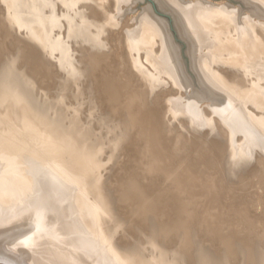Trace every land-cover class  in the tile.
Returning <instances> with one entry per match:
<instances>
[{
  "label": "rangeland",
  "instance_id": "1",
  "mask_svg": "<svg viewBox=\"0 0 264 264\" xmlns=\"http://www.w3.org/2000/svg\"><path fill=\"white\" fill-rule=\"evenodd\" d=\"M121 1L123 0H0V51L1 49V52L8 53L9 51L11 55L15 53L14 57L18 58V61L25 59L28 55H30V58L33 57L28 59V63L33 60L31 64L29 63L30 67L26 65L27 62L26 64L21 61L18 62L21 64L20 67L22 66L21 70L19 64L15 62L17 65L15 64L13 77L15 78L18 75L16 77L18 78L17 80L22 78L19 80L22 82L21 92L17 95V99L15 96L12 95L13 98H11L9 95V98L4 99L5 101L1 102L2 104L0 103V111H4V107L7 104L16 122L18 121V123L12 121L11 124L9 122L5 126L0 122V180L2 182H0V196L2 197H0V200L2 199L0 204H8L13 199L18 201L21 198H25L30 192L31 186H33L32 182H30V172L28 171L29 163H32V165H35L34 168L38 169L40 168L38 166H41L45 161L48 162L47 175L45 174L48 179L45 182L46 184H42V187L48 188L50 183L56 180L62 182L55 185L51 184L48 193L51 194V198L55 197L58 203L63 205L61 207L63 208V217L64 215L66 217H64L65 221L67 219L68 221H74L76 226L83 228V231L87 229L88 231L86 230L85 232L89 234L88 237L97 236L94 239L99 242L98 246L102 249H107L125 264H264V227L261 225L263 224L264 226V195L262 196L263 198H260L259 203H255L256 200L252 199L253 191L258 188L259 184V188H264V174L260 171L256 158H251L250 156L252 151L254 155L256 154L255 157L257 153L261 152L256 148L264 140V119H262L264 118V0H254L255 4L252 3L253 0L250 3L249 0H181L183 3L186 1V3H189V1L194 3L195 5L193 4V6L197 9L195 12L200 11V14L206 12L215 14V9L227 6L228 9L232 10V13L237 11L242 16L247 14L260 16V19L254 16L255 18L253 17L248 21L255 25H252L250 30H247L244 26L238 29L235 19L229 21V23H222L220 27H217V29L219 28L222 31L219 36L221 41H214L211 37V32L209 33L213 25L206 28L202 27L203 20L195 14L194 23L197 25L196 29L197 31L200 30L199 33L204 35V39L201 40L202 46L199 49V53L201 52L200 57H202L200 58L201 64L198 65L194 64L191 40L181 28V24L177 21L178 19L173 10L163 7L159 0H131L130 2L124 0L125 3ZM257 5L263 8L260 7L261 12L254 11ZM145 12L147 16H145ZM14 15L19 16L18 18L21 17L22 22L29 21L36 32L31 29L28 30L27 26L24 25L26 22H21L22 26L16 24ZM195 19H200L201 21L195 22ZM154 20L158 21L159 24ZM17 26L20 28H17ZM13 27H16V29H13ZM47 29L51 35L46 38L43 37V34L47 32ZM254 30L256 31L254 32ZM30 31L33 33L31 34ZM255 33L259 35H254ZM37 34L38 38H44L43 41L47 43L43 48L45 51L43 49H40V51L36 50L37 48L35 49L32 45H29V42L35 45ZM18 36L28 38L27 42L17 40ZM124 38L126 43H124L125 45L123 44L124 50L121 53L119 50L122 46L121 40ZM139 40V45L136 47L135 41ZM46 41H49V43ZM52 44L56 46V49ZM26 46H29V51L34 48V52L36 51L34 56L32 54L26 55L28 52ZM18 49L20 52L17 51ZM107 50L109 52H106ZM169 50H171L175 65L178 61L177 65H179L180 71L169 60ZM40 52L42 54H38ZM106 53L107 55H105ZM100 54L105 57L101 59ZM2 55H0V64L5 58V55ZM258 55L259 57L257 58ZM20 56L23 57L21 58ZM60 57L63 60H60ZM131 57L135 59L136 66L132 63ZM250 57L252 58L250 59ZM81 59L83 60L80 61ZM48 64L51 65L53 71ZM77 64L78 66H76ZM23 65H25V68H29L25 69ZM194 65L196 68H194ZM63 66L68 71L72 70L73 73L77 69L79 75L76 76V79L74 78L75 80L72 79L73 81H70L65 67L62 68ZM16 67L19 69H16ZM199 67L202 68L199 70ZM87 69L90 70V72L87 71L89 74L86 72ZM134 71L138 72L137 77L134 76ZM201 72L206 75L209 83L211 82L210 84L214 85V88L217 87L218 90H222V93L225 92L224 94L232 103L239 107V110L244 115V121L248 126L247 129L244 130L240 127H237V129L229 118L224 117V115L219 116V113L214 108L215 98L209 92H206L208 90H205L201 82ZM37 73L44 75H37ZM49 73L52 74L50 75ZM55 73H57L58 77ZM99 75H106L107 77L104 76L98 80ZM184 77L186 79L181 81L184 85H181L178 79L182 80ZM254 77H256V80ZM86 79L90 82L86 81ZM66 81L69 82L67 83ZM93 81L95 84L98 82L100 87L103 88L99 91L100 93L96 92V90L93 93L88 91V89H94L95 84ZM123 81H126V84ZM73 83H75L74 86ZM84 83H87V85ZM114 83L115 85H113ZM108 85H111V87L109 86L111 89H109ZM185 85L187 86L185 87ZM193 85L195 88H192ZM36 87L38 89H35ZM30 88H34V90ZM86 89L87 91H85ZM40 90L43 91L41 92ZM86 92L93 95L91 96ZM34 93L35 95H33ZM37 93H40V97ZM21 94L22 96L26 94L28 97L26 95L22 97ZM194 95L198 97V100L202 101L203 99V101H206H198ZM108 96L109 99L107 98ZM111 97H115V102ZM139 97L140 99H138ZM11 101H14V103ZM193 101L195 102L189 103ZM127 102L129 103L126 104ZM18 104L20 105L18 106ZM24 104L26 105L24 106ZM78 106L80 107L78 108ZM108 106H114V108L112 107L114 113ZM120 109H122V113ZM24 111L28 113L29 117L26 115L27 118L38 125L40 135L43 138L40 139L29 124L19 123L20 115ZM136 115L143 116L142 119L144 118L145 123L141 118L136 120ZM152 117L156 120H152ZM141 121L145 125L144 127L142 124L140 125ZM137 123H139V126ZM152 124L156 126V129ZM147 125L148 128L153 127L152 133L154 134L152 137L154 140H152L153 138L143 139V136L139 137L141 132H143V128L145 130ZM137 128L141 130L139 131ZM190 128H193V130ZM203 128H205V134L207 132L206 135H204V131L202 132ZM220 128H224V130ZM218 129L221 131H218ZM253 131L256 135H254ZM136 132V135L139 134L138 136L135 135L137 138L134 136ZM156 132L157 135H155ZM194 134H197V136ZM259 135H263L261 139ZM66 136L69 140H67ZM257 136L259 137L257 138ZM250 137L254 138L251 139ZM185 140L189 141L186 143ZM150 141L154 142L151 143ZM194 142L195 144H193ZM181 143L183 144L182 146ZM155 148L158 151L161 150L159 152L162 156L160 155L157 158L159 163L157 160L155 161L157 163H153L151 157L144 156L143 158V155H146L145 149L155 150ZM179 148L182 151H179ZM253 148L254 150H252ZM180 152L182 155H177ZM27 154H29V157H27ZM216 157L220 159V162ZM134 158H137L136 161ZM16 159L22 161L19 162ZM207 159L209 161H206ZM213 161L223 164L212 167L210 165ZM176 162L179 163L178 166ZM181 162L183 164H180ZM36 163L38 166H36ZM225 163L229 165L233 163L231 166L234 167L230 168L229 166L228 168ZM181 165H185L186 167L184 166V168L186 169L190 166L189 169L195 171L193 173L196 178L200 176L197 173H201L202 168L206 166L211 167L212 171L209 170L207 172L203 179L204 182L200 183L197 191L194 183L189 184L190 178L182 175L178 170L182 168ZM222 165L223 167H221ZM13 166L14 168H11ZM238 166L240 170L236 169ZM7 168H9V171L6 170ZM243 169L244 171L242 172ZM129 170L131 172L134 170L135 174ZM256 170L258 171L256 172ZM162 171L163 173H161ZM165 171L166 173H164ZM20 172L21 176H19ZM225 174L229 176L227 177ZM238 174L243 177L241 175L238 176ZM231 175L233 177L237 175L238 178H233ZM159 176L160 178H158ZM161 176H164L163 178L166 182ZM248 176L252 177V181L256 179L254 180L255 182H252ZM240 178L245 183H241ZM245 178L246 181H244ZM179 181L181 184L178 183ZM172 182L174 183L173 186ZM137 187H139V192L136 189ZM240 187L245 190L244 195ZM249 188H252V192L251 190L249 191ZM247 189L248 192H246ZM249 193H251L252 197ZM170 200L171 202L174 200L173 203H176V205L169 203ZM239 200L242 201L239 202ZM70 202L71 205L69 204ZM237 202L242 203L237 204ZM177 203L180 205L177 206ZM171 206H175V209ZM197 207L203 212L207 210L213 211V217L206 215L197 216L196 211H194L197 210ZM51 208L52 205L45 207L44 211L51 212ZM238 208H242L244 211L240 209L238 212ZM245 208L248 211L246 213ZM172 209L176 211L173 212ZM64 210L69 212L66 211V214ZM240 212H244V215ZM201 216H205V218ZM249 216L251 221L246 219H250ZM150 217L154 219L151 220ZM76 218H78V222H76ZM207 218L211 219L208 220ZM256 218L257 220L260 218V220L256 221ZM261 220L262 222H259ZM252 221L258 222V225L260 223V226L253 227L250 225ZM211 231L215 236L210 234ZM252 232L253 234H251ZM12 233L9 231L3 237L1 236L0 241L1 238H7V235ZM239 241L242 242L239 243ZM2 252L0 248L1 255ZM1 255L0 257L7 256L4 252V256ZM107 258H112V256Z\"/></svg>",
  "mask_w": 264,
  "mask_h": 264
},
{
  "label": "bare ground",
  "instance_id": "2",
  "mask_svg": "<svg viewBox=\"0 0 264 264\" xmlns=\"http://www.w3.org/2000/svg\"><path fill=\"white\" fill-rule=\"evenodd\" d=\"M45 1H47V0H45ZM61 1V0H60ZM94 1V0H93ZM126 1H131V0H126ZM160 1V4L163 6V7H168V8H170L171 10H173V12L175 13V15H176V17H177V21H179V23L181 24V28L185 31V33L189 36L188 38H190V40H191V43H192V48H193V50H192V53H193V60H194V64H196V65H198V64H201V62H200V58H202V57H200V54H201V52L199 53V49L201 48V40H203L204 38H203V36L204 35H202L201 33H199V31H197V25H195L196 23H194V18H196V17H194L195 16V14H197L198 15V17H200L202 20H203V22H202V27H204V28H206V27H209V26H212L213 25V27H212V29H211V31L209 30V33L211 32V34L212 35H214V36H212L211 35V37L213 38V40L214 41H221L220 40V38H219V36H220V34H222V31H220L219 30V28L217 29V27H220L221 25H222V23H229V21H233L234 19H235V24L237 25V28L239 29L241 26H244L247 30H250V28H252V25L253 24H251V23H249L248 21H250V19H252L254 16H257V14L256 15H252V14H247L246 16H242L239 12H237L236 11V13H232L231 11L232 10H230V9H228V7L226 8V7H219L218 9H215V14L214 13H204V14H200V11H198L197 13L195 12L197 9L193 6V4L194 3H190V1H189V3H183L181 0H159ZM247 1V0H246ZM252 0H249V3L251 2ZM22 2V1H21ZM121 2H123V3H125L124 2V0L123 1H121ZM193 2V1H192ZM255 1L253 0L252 1V3H254ZM128 3V2H127ZM17 4V3H16ZM15 4V6H17ZM58 4V3H57ZM255 4V3H254ZM2 5V4H1ZM65 5V4H64ZM91 5V4H90ZM195 5V4H194ZM96 6V5H95ZM94 6V7H95ZM258 6V5H257ZM255 6L256 7V9H254V11H259V12H261V9H260V7L261 6ZM21 7V6H20ZM24 7V6H23ZM92 7V6H91ZM194 7V8H193ZM262 8V7H261ZM26 9V8H25ZM252 9V8H251ZM263 9V8H262ZM253 10V9H252ZM64 11V10H63ZM150 11V10H149ZM148 11V12H149ZM72 12V11H71ZM258 12V13H259ZM264 12V11H263ZM201 13H203L202 11H201ZM1 14V13H0ZM147 13L145 12V16H147L146 15ZM199 14H200V16H199ZM261 14H263V13H261ZM15 17H14V19H15V22H17L16 24H18L19 26H22V23H25L26 21H24V19H23V21L24 22H22V18L20 17V18H18L19 16H17V15H14ZM22 16V15H21ZM143 16V15H142ZM149 16H151V15H149ZM148 16V17H149ZM262 16V15H261ZM197 17V18H198ZM260 17V16H259ZM258 16H257V18H259ZM263 17V16H262ZM146 18V17H145ZM154 18V17H153ZM255 18V17H254ZM150 19L151 20H153L151 17H150ZM214 19H215V21H214ZM260 19V18H259ZM263 19H264V17H263ZM37 20V19H36ZM157 20V19H156ZM156 20H154V21H156ZM199 20L200 19H198V20H196L195 19V22L197 21V22H199ZM150 21V20H149ZM201 21V20H200ZM206 21H208V22H206ZM22 22V23H21ZM157 23H158V21H156ZM12 23V22H11ZM201 23V22H200ZM62 24V23H61ZM156 24V23H155ZM159 24V23H158ZM215 24V25H214ZM12 25V24H11ZM24 25H26L27 27L26 28H28V30L29 29H31L33 32H36V30H34L33 28H32V26H31V23L28 21V22H26V24H24ZM200 25H198V26H200ZM16 26V25H15ZM19 26H17V28H20ZM253 26H255V25H253ZM3 27V26H2ZM11 27V26H10ZM160 27V26H159ZM256 28V27H255ZM13 29H16V27H13ZM199 29V28H198ZM209 29V28H208ZM253 29H254V27H253ZM253 29H251V30H253ZM260 29V28H259ZM8 30H9V28H8ZM18 30V29H17ZM17 30H16V32H17ZM23 30V29H22ZM160 30H162V29H160ZM163 30H164V28H163ZM162 30V31H163ZM3 31V30H2ZM1 31V32H2ZM25 31H26V29H25ZM47 32L45 33V34H43L44 36L43 37H46L47 38V36L49 37L51 34L49 33V30L47 29L46 30ZM161 31V32H162ZM165 31V30H164ZM256 30H254V32H255ZM6 32V31H5ZM5 32H3L4 34H6ZM19 32V31H18ZM31 32V31H30ZM33 32H31V34L33 33ZM253 32V33H254ZM29 33V32H28ZM166 33V32H165ZM164 33V34H165ZM249 33H251V32H249ZM259 33H260V31H259ZM8 34H9V32H8ZM7 34V35H8ZM11 34V33H10ZM17 34V33H16ZM34 34H36V33H34ZM39 34H40V32H39ZM256 34H258V33H255L254 35H256ZM41 35V34H40ZM54 35V34H53ZM205 35H207L206 33H205ZM259 35V34H258ZM5 36V35H4ZM13 36V35H12ZM24 36H25V34H24ZM29 36H30V34H29ZM168 36V35H167ZM208 36V35H207ZM227 36V35H226ZM16 37V36H15ZM27 37V36H26ZM32 37H33V35H32ZM34 37H36V36H34ZM89 37V36H88ZM261 37V36H260ZM6 38V37H5ZM30 38V37H29ZM37 41H35L36 43H35V45H33V44H30V42H29V45H32L36 50H39L40 51V49H43L44 48V46H46L47 45V43H45L43 40H44V38L42 39L41 37L40 38H38V34H37ZM50 38H52V37H50ZM17 40H19V41H26V40H28V38H24V37H17L16 38ZM33 39H35V38H33ZM137 39V38H136ZM165 39H166V35H165ZM240 39H242V38H240ZM261 39V38H260ZM30 40V39H29ZM56 40V39H55ZM167 40V39H166ZM169 40V39H168ZM236 40V39H235ZM258 40V39H257ZM122 41V46H121V48H120V50H119V52H123V44L124 43H126V39L124 38V39H122L121 40ZM205 41V40H204ZM203 41V42H204ZM211 41H212V39H211ZM233 41V40H232ZM244 41V40H243ZM16 42V41H15ZM27 42V41H26ZM33 41H32V39H31V43H32ZM46 42H48L49 43V41H46ZM57 42V41H56ZM67 42V41H66ZM88 42V41H87ZM128 42V41H127ZM136 43H135V45H136V47L139 45V42H140V40L139 41H135ZM166 42H168V41H166ZM249 42V41H248ZM19 43V42H18ZM51 43V42H50ZM211 43V42H210ZM217 43V42H216ZM215 43V44H216ZM221 43V42H220ZM1 44V43H0ZM13 44V43H12ZM129 44V43H128ZM203 44V43H202ZM241 44V43H240ZM243 44V43H242ZM247 44V43H246ZM245 44V45H246ZM52 45H54V44H52ZM67 46H68V44H66ZM125 45V44H124ZM168 45V44H167ZM1 46V45H0ZM25 46V45H24ZM55 46V45H54ZM104 46V45H103ZM132 46V45H131ZM204 46V45H203ZM213 46V45H212ZM242 46V45H241ZM244 46V45H243ZM252 47H253V45H251ZM27 47V46H26ZM29 47V46H28ZM28 47L26 48L27 50H28ZM66 47V46H65ZM168 47H170V46H168ZM237 47V46H236ZM1 48V47H0ZM34 48H33V50L32 51H29L28 50V52L26 53V55H28V54H32L33 56L35 55V52H34ZM50 48V47H49ZM54 48V47H53ZM58 48V47H57ZM60 48L62 49V47L60 46ZM64 48V47H63ZM108 48V47H107ZM131 48H134V47H131ZM244 48V47H243ZM30 49H32V48H30ZM55 49H56V46H55ZM66 49V48H65ZM195 49H196V52H195ZM203 49V48H202ZM254 49V48H253ZM44 51H45V49H43ZM46 50H48V49H46ZM97 50V49H96ZM255 50V49H254ZM1 51H2V49H1ZM0 51V55H2V56H4L5 58H4V60L1 62V64H0V94H1V96H0V103L1 102H3V101H5L7 98H9L10 96H11V98H13L12 97V95L13 96H15V98L17 97V95L19 94V92H21L20 91V89H21V86H22V82H20L19 80L20 79H22V78H20L19 80H17L18 78H16L18 75H16L15 76V78L13 77V71H14V69H15V64L16 63H18V62H25V64H26V62H27V66H29L30 67V64L32 63V61H31V63L29 64L28 63V59L30 58V55H28V57H26L25 59H22V60H20V61H18L15 57H14V55H15V53H14V55L12 54H10L9 53V51H8V53H6V52H1ZM17 51H19L20 52V50L18 49ZM56 51H58V50H56ZM127 51V50H126ZM171 50H169V56H170V61L175 65V62H173L174 61V58H173V55H172V53L170 52ZM260 51H262V50H260ZM47 52V51H46ZM66 52V51H65ZM106 52H109V50H107ZM125 52V51H124ZM132 52H133V50H132ZM259 52V51H258ZM25 53V52H24ZM256 53V52H255ZM38 54H42L41 52L40 53H38ZM46 54H48V53H46ZM57 54V53H56ZM59 54V53H58ZM63 54H64V52H63ZM68 54H70V53H68ZM257 54V53H256ZM262 54V53H261ZM16 55H17V52H16ZM53 55V54H52ZM84 55V54H83ZM105 55H107V53L105 54ZM204 55V54H203ZM207 55H209L208 53H207ZM18 56H19V54H18ZM57 56V55H56ZM61 56V55H60ZM210 56V55H209ZM17 57V56H16ZM21 57V56H20ZM23 57V56H22ZM21 57V58H22ZM25 57V56H24ZM67 57H69V56H67ZM105 56L103 55V54H100V58L101 59H103ZM135 57V56H134ZM259 57V55L257 56V58ZM3 58V57H2ZM31 58H33V57H31ZM30 58V59H31ZM84 58V57H83ZM252 57H250V59H251ZM1 59V58H0ZM36 59V58H35ZM60 60L62 59L61 57L59 58ZM70 59V58H69ZM97 59V58H96ZM100 59V60H101ZM176 59V58H175ZM236 59V58H235ZM239 59V58H238ZM242 59V58H241ZM40 60V59H39ZM63 60V59H62ZM68 60V59H67ZM83 59H81L80 61H82ZM131 60H132V63L136 66V64H135V59L133 58V57H131ZM243 60V59H242ZM74 61V60H73ZM177 61V60H176ZM180 61V60H179ZM238 61V60H237ZM16 62V63H15ZM95 62V61H94ZM178 62V61H177ZM177 62H176V65L174 66V67H176V69L178 70V71H180V69L178 68L179 67V65H177ZM232 62V61H231ZM236 62V61H235ZM243 62V61H242ZM242 62H240V63H242ZM34 63V62H33ZM56 63V62H55ZM54 63V64H55ZM61 63H63V62H61ZM60 63V64H61ZM70 63V62H69ZM83 63V62H82ZM228 63V62H227ZM19 64V63H18ZM24 64V63H23ZM51 64V63H50ZM50 64H48L49 66H50V68H51V65ZM53 64V65H54ZM65 64V63H64ZM73 64V63H72ZM128 64V63H127ZM192 64H193V62H192ZM191 64V65H192ZM204 64V63H203ZM17 65V64H16ZM20 65L21 64H19V67H20ZM38 65V64H37ZM47 65V66H48ZM56 65V64H55ZM69 65H71V64H69ZM98 65V64H97ZM171 65V64H170ZM247 65V64H246ZM25 65H23V68H25L24 67ZM60 66V65H59ZM66 66V65H65ZM65 66H63L62 68H64ZM68 66V65H67ZM76 66H78V64L76 65ZM167 66V65H166ZM22 67V66H21ZM20 67V70L22 69ZM29 67H27V68H29ZM46 67V66H45ZM55 67V66H54ZM71 67H72V65H71ZM75 67V66H74ZM130 67V66H129ZM172 67H173V65H172ZM192 67V66H191ZM212 67V66H211ZM27 68H25V69H27ZM39 68V67H38ZM61 68V69H62ZM76 68V67H75ZM74 68V69H75ZM170 68V67H169ZM194 68H196L195 67V65H194ZM200 68H202V67H199V70H200ZM16 69H19L18 67H16ZM53 68H51V70H52ZM164 69V68H163ZM167 69V68H166ZM192 69V68H191ZM249 70H250V68H248ZM29 70H31V69H29ZM36 70V69H35ZM168 70V69H167ZM198 70V69H197ZM202 70V69H201ZM213 70V69H212ZM241 70V69H240ZM23 71V70H22ZM53 71V70H52ZM64 71V70H63ZM65 71H66V73L69 75V79H70V81L72 82L73 80L72 79H76V76L77 75H79V73L77 72V69H76V72L75 73H73L72 72V70H70V71H68V69L66 70V67H65ZM84 71V70H83ZM87 71H89L90 72V70L89 69H87L86 70V72ZM15 72V71H14ZM26 72V71H25ZM29 72V71H28ZM89 72H87V74H89ZM97 72V71H96ZM136 72V73H135ZM175 72V71H174ZM204 72V71H203ZM27 73V72H26ZM42 73H44V72H42ZM42 73H37V75L39 74V75H41ZM93 73V72H92ZM133 73V72H132ZM137 71H134V76L135 77H137ZM176 73V72H175ZM199 73V72H198ZM202 73V72H201ZM200 73V75H201V82H202V84H203V86H204V88H205V90H208V91H206L207 93L209 92V94L212 96V97H214L215 98V103H214V108H215V110L219 113V116L221 115H224V117L226 116L227 118H229V120L230 121H232L233 122V124L236 126V128L237 127H240V128H243L244 130L245 129H247L248 128V126H247V124H246V122L244 121V115L242 114V112H241V110H239V107H237L235 104H233L232 103V101L224 94V93H222L220 90H218V88L216 87V85L218 84H216L215 85V87L216 88H214V85L212 86V84H210L209 83V81H208V79H207V77H206V75L204 74V73H202L201 74ZM255 73V72H254ZM35 74H36V71H35ZM50 74V73H49ZM52 74V73H51ZM50 74V75H51ZM57 73H55V75H56ZM59 74V73H58ZM103 74V73H102ZM23 75V74H22ZM28 75V74H27ZM37 75H36V77H37ZM44 74H42L41 76H43ZM49 75V76H50ZM91 75V74H90ZM131 75H133V74H131ZM180 75V74H179ZM196 75V74H195ZM33 76H35V75H33ZM32 76V77H33ZM57 76V75H56ZM80 76H81V74H80ZM85 76V75H84ZM104 76H106V75H104ZM103 75L101 76V75H99L98 76V80L99 79H101L102 77H104ZM177 76H178V74H177ZM190 76V75H189ZM252 76V75H251ZM258 76V75H257ZM36 77H35V79H36ZM39 77V76H38ZM45 77V76H44ZM54 77V76H53ZM58 77V76H57ZM61 77V76H60ZM86 77H88V76H86ZM107 77V76H106ZM180 77V76H179ZM183 77V76H182ZM181 77V78H182ZM200 77V76H199ZM24 78V77H23ZM43 78V77H42ZM91 78V77H90ZM262 78V77H261ZM27 79V78H26ZM74 79V80H75ZM137 79V78H136ZM184 79H186L185 77L181 80L180 78L178 79V80H180V82L179 83H181V81H184ZM192 79V78H191ZM200 79V78H199ZM254 79L256 80V77H254ZM66 80H68V79H66ZM78 80L80 81V79L78 78ZM92 80H93V78H92ZM91 80V81H92ZM109 80V79H108ZM138 80V79H137ZM158 80V79H157ZM209 80H211V79H209ZM242 80H243V78H242ZM245 80V79H244ZM38 81V80H37ZM86 81H89V80H87L86 79ZM97 81V80H96ZM112 81V80H111ZM156 81V80H155ZM175 81V80H174ZM188 81V80H187ZM193 81V80H192ZM200 81V80H199ZM212 81V80H211ZM227 81V80H226ZM24 82V81H23ZM40 82V81H39ZM67 82V81H66ZM69 82V81H68ZM67 82V83H68ZM75 82H78V81H75ZM90 82V81H89ZM94 82V81H93ZM104 82V81H103ZM110 82V81H109ZM113 82V81H112ZM124 83L126 82V81H123ZM222 82V81H221ZM230 82V81H229ZM243 82V81H242ZM262 82V81H261ZM34 83H35V81H34ZM92 83V82H91ZM100 83H101V81H100ZM105 83V82H104ZM104 83H102V84H104ZM175 83H177V82H175ZM175 83H173L174 85H175ZM185 83V82H184ZM198 83V82H197ZM227 83V82H226ZM232 83V82H231ZM36 84V83H35ZM41 84V83H40ZM74 84L75 83H73V86H74ZM84 84H86L87 85V83H84ZM94 84H95V82H94ZM94 84H93V86H94ZM106 84V83H105ZM104 84V85H105ZM110 84H111V82H110ZM126 84V83H125ZM127 84H128V82H127ZM159 84V83H158ZM192 84V83H191ZM214 84V83H213ZM234 84V83H233ZM25 85H27V84H25ZM37 85V84H36ZM91 85V84H90ZM90 85H88V86H90ZM113 85H115V83L113 84ZM122 85V84H121ZM129 85V84H128ZM160 85V84H159ZM179 85V84H178ZM181 85H184V84H182L181 83ZM199 85V84H198ZM227 85H228V83H227ZM231 85V84H230ZM237 85V84H236ZM28 86V85H27ZM38 87H39V85H37ZM71 86V85H70ZM78 86V85H77ZM92 86V85H91ZM106 86V85H105ZM111 87V85H108V87ZM130 86V85H129ZM156 86H157V83H156ZM187 85H185V87H186ZM218 86H220V85H218ZM232 86V85H231ZM242 86H243V84H242ZM31 87V86H30ZM34 87V86H33ZM81 87V86H80ZM107 87V86H106ZM109 87V89H111ZM135 87H137V86H135ZM134 87V88H135ZM150 87V86H149ZM175 87V86H174ZM195 88V86L193 85L192 86V88ZM235 87V86H234ZM69 88H72V87H69ZM68 88V89H69ZM84 88V87H83ZM86 88H88V87H86ZM148 88V87H147ZM178 88V87H177ZM188 88V87H187ZM237 88V87H236ZM251 88V87H250ZM29 89V88H28ZM31 89V88H30ZM35 89H38L37 87L35 88ZM64 89V88H63ZM93 89V88H92ZM90 90V89H88V91H91L92 93L94 92V90H96V92H99L101 89H103V88H101L100 87V85H99V83L97 82L96 84H95V86H94V89L93 90ZM129 89H130V87H129ZM151 89V88H150ZM154 89V88H153ZM176 89V88H175ZM182 89V88H181ZM191 89V88H190ZM235 89V88H234ZM246 89H248L247 87H246ZM245 89V90H246ZM31 90H34V88L33 89H31ZM44 90V89H43ZM43 90H40L41 92L43 91ZM62 90V89H61ZM65 90V89H64ZM79 90V89H78ZM174 90V89H173ZM200 90V89H199ZM244 90V89H243ZM24 91V90H23ZM66 91H67V89H66ZM76 91V90H75ZM85 91H87V89L85 90ZM104 91V90H103ZM146 91V90H145ZM153 91H155V90H153ZM177 91V90H176ZM176 91H174V92H176ZM185 91H186V89H185ZM194 91H195V89H194ZM239 91V90H238ZM27 92V91H26ZM30 92V91H29ZM36 92H38V91H36ZM65 92V91H64ZM96 92H95V94H96ZM148 92V91H147ZM146 92V93H147ZM190 92V91H189ZM188 92V93H189ZM191 92H192V90H191ZM244 92V91H243ZM246 92V91H245ZM86 93H88V92H86ZM92 93H88V94H90L91 96L93 95ZM100 93V92H99ZM104 93V92H103ZM194 93V92H193ZM235 93V92H234ZM237 93V92H236ZM23 94V93H22ZM22 94H21V96H22ZM29 95H31L30 93H28ZM38 94V93H37ZM40 94V93H39ZM38 94V95H39ZM42 94H44V93H42ZM190 94V93H189ZM198 94V93H197ZM204 94V93H203ZM239 94V93H238ZM10 95V96H9ZM26 95V94H25ZM25 95H23L24 97H25ZM33 95H35V93L33 94ZM37 95V96H38ZM68 95V94H67ZM87 95V94H86ZM97 95V94H96ZM155 95V94H154ZM188 95V94H187ZM186 95V96H187ZM196 95V94H195ZM195 95H194V97H195ZM9 96V97H8ZM22 96V97H23ZM37 96H35V97H37ZM109 96H111V95H109ZM109 96L107 97L108 99H109ZM140 96V95H139ZM142 96V95H141ZM150 96V95H149ZM149 96H147V97H149ZM201 96V95H200ZM26 97H28L27 95H26ZM39 97H40V95H39ZM38 97V98H39ZM64 97V96H63ZM62 97V98H63ZM96 97V96H95ZM94 97V98H95ZM106 97V96H105ZM152 97V96H151ZM151 97H150V99H151ZM244 97V96H243ZM19 98H21L20 96H19ZM50 98V97H49ZM101 98V97H100ZM112 98V97H111ZM110 98V99H111ZM143 98V97H142ZM186 99H187V97H185ZM184 98V99H185ZM196 99L198 98V97H195ZM5 99V100H4ZM17 99V98H16ZM23 99V98H22ZM53 99V98H52ZM65 99V98H64ZM88 99V98H87ZM102 99V98H101ZM114 99H115V97L114 98H112V100L114 101ZM136 99V98H135ZM138 99H140V97L138 98ZM149 99V100H150ZM191 99V98H190ZM24 100H26L25 98H24ZM24 100H22V101H24ZM39 100V99H38ZM191 100H193V99H191ZM190 100V101H191ZM198 100V99H197ZM10 101V100H9ZM15 101V100H14ZM14 101L12 102V103H14ZM35 101V100H34ZM52 101V100H51ZM90 101H92V100H90ZM105 101V100H104ZM122 101V100H121ZM133 101V100H132ZM137 101V100H136ZM135 101V102H136ZM187 101V100H186ZM186 101H185V103H186ZM189 101V100H188ZM198 101H201V100H198ZM204 101H206V100H204ZM203 101V99H202V101L201 102H204ZM7 102V101H6ZM15 102H17V101H15ZM20 102V101H19ZM78 102V101H77ZM88 102V101H87ZM110 102V101H109ZM115 102V101H114ZM150 102V101H149ZM195 101H193V102H189V103H194ZM208 102V101H207ZM18 103V102H17ZM92 103V102H91ZM129 102H127L126 104H128ZM136 103H138V102H136ZM2 104V103H1ZM0 104V105H1ZM11 104V103H10ZM16 104V103H15ZM15 104H14V106H15ZM62 104V103H61ZM109 104H111V103H109ZM131 104V103H130ZM141 104V103H140ZM147 104V103H146ZM145 104V105H146ZM5 105V104H4ZM13 105V104H12ZM20 104H18V106H19ZM22 105V104H21ZM26 104H24V106H25ZM112 105H114L113 103H112ZM134 105V104H133ZM142 105V104H141ZM211 105V104H210ZM241 105V104H240ZM243 105V104H242ZM57 106V105H56ZM138 106H140V105H138ZM149 106H151V105H149ZM201 106V105H200ZM212 106H213V104H212ZM80 106H78V108H79ZM108 107H110V109H111V111H112V107L114 108V106H108ZM136 107H137V104H136ZM198 107V106H197ZM210 107V106H209ZM2 108H3V105H2ZM7 108V109H6ZM16 108V107H15ZM116 108V107H115ZM138 108V107H137ZM140 108H141V106H140ZM140 108H139V111H140ZM178 108V107H177ZM185 108V107H184ZM184 108H182V109H184ZM192 108V107H191ZM4 111H0V122L5 126V125H7L9 122H10V124H11V122L13 121V122H15V123H18V121L16 122V119L14 118V115L12 114V111H11V109H9L8 108V106H7V104H6V107H4ZM34 109V108H33ZM119 109V108H118ZM136 109V108H135ZM142 109H146V108H142ZM197 109V108H196ZM201 109V108H200ZM22 110V109H21ZM58 110V109H57ZM121 110V113H122V109H120ZM119 110V111H120ZM213 110V109H212ZM26 111V110H25ZM23 112L22 113V115H20V117H21V119L19 120V119H17V120H19V123H25V124H29L31 127H32V130H33V132L36 134V135H38L39 137H40V139L41 138H43L40 134V132H39V127H38V125L37 124H34V122H31L28 118H27V116H28V113L27 112ZM63 111V110H62ZM138 111V110H137ZM137 111H135V112H137ZM138 111V112H139ZM145 111V110H144ZM146 111H148V110H146ZM59 112V111H58ZM113 112V111H112ZM116 112V111H115ZM138 112H137V114H138ZM143 112V111H142ZM142 112H140V113H142ZM43 113V112H42ZM114 113V112H113ZM120 113V114H121ZM146 113V112H145ZM196 113V112H195ZM215 113V112H214ZM116 114V113H115ZM126 114V113H125ZM27 115V116H26ZM143 115L145 116V114L143 113ZM192 115V114H191ZM44 116V115H43ZM59 116V115H58ZM132 116V115H131ZM137 116V115H136ZM188 116V115H187ZM29 117V116H28ZM143 117V116H142ZM142 117H141V115H138L137 117H135L136 118V120L138 119V118H141V120H143L142 119ZM147 117H148V115H147ZM223 117V119H225ZM258 117V116H257ZM124 118V117H123ZM149 118V117H148ZM151 118V117H150ZM218 118V117H217ZM221 118V117H220ZM262 118V117H261ZM260 118V119H261ZM54 119V118H53ZM56 119V118H55ZM155 118L154 117H152V120H154ZM262 119H264V118H262ZM32 120V119H31ZM148 120V119H147ZM156 120V119H155ZM159 120V119H158ZM221 120V119H220ZM228 120V119H227ZM249 120V119H248ZM34 121V120H33ZM59 121V120H58ZM134 121V120H133ZM139 122H140V120H138ZM144 121V120H143ZM151 121V120H150ZM129 122V121H128ZM148 122H149V120H148ZM154 122V121H153ZM155 122H157V121H155ZM162 122V121H161ZM40 123V122H39ZM126 123V122H125ZM143 122L141 121V123H140V125L142 124ZM144 123H145V121H144ZM158 123V122H157ZM156 123V124H157ZM139 123H137V125H138ZM149 124H150V122H149ZM214 124V123H213ZM219 124V123H218ZM20 125V124H19ZM18 125V126H19ZM40 125V124H39ZM41 125H44V124H41ZM56 125V124H55ZM65 125V124H64ZM136 125V126H137ZM143 125V124H142ZM153 125V127L156 129V126L154 125V124H152ZM194 125V124H193ZM222 125V124H221ZM228 125H230L229 123H228ZM23 126V125H22ZM139 126V125H138ZM145 125H143V127H144ZM142 127V128H143ZM152 127V128H153ZM229 127V126H228ZM260 127V126H259ZM65 128V127H64ZM67 128V127H66ZM109 128V127H108ZM146 128V127H145ZM152 128H148V125H147V128L144 130V128H143V132H141V134H140V136L139 137H141V136H143V139H146V138H148V139H151V138H153L152 137V135L154 134V133H152V131H153V129ZM159 128V127H158ZM196 128V127H195ZM43 129V128H42ZM71 129V128H70ZM138 129V128H137ZM191 129V128H190ZM204 130H202V132L204 131V135H206L207 134V132H206V134H205V128H203ZM220 129H222V128H220ZM238 129V128H237ZM135 130V129H134ZM139 130V129H138ZM137 130V131H138ZM141 130V129H140ZM139 130V131H140ZM191 130H193V128L191 129ZM208 130V129H207ZM222 130H224V128L222 129ZM230 130V129H229ZM243 130V131H244ZM64 131V130H63ZM155 131V130H154ZM157 131V130H156ZM173 131H174V129H173ZM198 131V130H197ZM210 131V130H209ZM218 131H221V130H219L218 129ZM242 131V132H243ZM263 131V130H262ZM71 132V131H70ZM134 132V131H133ZM201 132V131H200ZM230 132V131H229ZM232 132V131H231ZM62 133H64V132H62ZM138 133H140V132H138ZM183 133V132H182ZM191 133H193L192 131H191ZM196 133V132H195ZM209 133V132H208ZM212 133V132H211ZM214 133V132H213ZM253 133H254V131H253ZM256 133H258L257 131H256ZM71 134V133H70ZM137 134V132L134 134V136ZM178 134V133H177ZM180 134V133H179ZM184 134V133H183ZM189 134V133H188ZM219 135H220V133H218ZM225 134V133H224ZM250 134V133H249ZM139 135V134H138ZM138 135H136V136H138ZM155 135H157V132H156V134ZM155 135H154V137H155ZM191 135H193V134H191ZM195 135V134H194ZM199 135V134H198ZM214 135V134H213ZM212 135V136H213ZM244 135V134H243ZM254 135H256L255 133H254ZM258 135V134H257ZM135 136V137H136ZM195 136H197V134L195 135ZM210 136V135H209ZM212 136H211V138H212ZM215 136H217V135H215ZM222 136V135H221ZM251 136V135H250ZM260 136V139H261V136H263V135H259ZM259 136H257V138L259 137ZM74 137V136H73ZM160 137V136H159ZM167 137V136H166ZM181 137V136H180ZM180 137H178V138H180ZM185 137V136H184ZM191 137V136H190ZM207 137V136H206ZM245 137V136H244ZM66 138H67V136H66ZM128 138V137H127ZM137 138V137H136ZM165 138V137H164ZM182 138V137H181ZM186 138H187V136H186ZM198 138V137H197ZM201 138H203V137H201ZM217 138V137H216ZM220 138V137H219ZM251 138V137H250ZM254 138V137H253ZM253 138H251V139H253ZM125 139V138H124ZM160 139H162V138H160ZM209 139V138H208ZM67 140H69V138H67ZM138 140V139H137ZM136 140V141H137ZM152 140H154V138L152 139ZM180 140V139H179ZM184 140V139H183ZM246 140H248V139H246ZM256 140V139H255ZM262 140H263V138H262ZM139 141H140V139H139ZM144 141V140H143ZM156 141V140H155ZM160 141H162V140H160ZM166 142H168L167 140H165ZM181 141V140H180ZM186 141V140H185ZM189 141V140H188ZM188 141H186V143L188 142ZM196 141H198V140H196ZM199 141H200V139H199ZM212 141V140H211ZM264 141V140H263ZM260 142L258 145H257V148L256 149H258L259 151H261V152H259V153H257V156L255 157V155H254V152L252 151L251 153H250V156H251V158H256V160H257V162H258V164H259V166H260V171H262L263 172V174H264V142ZM151 142V141H150ZM149 142V143H150ZM154 141H152L151 143H153ZM207 142V141H206ZM208 142H209V140H208ZM236 142V141H235ZM256 142H257V140H256ZM128 143V142H127ZM140 143H141V141H140ZM150 143V144H151ZM157 143V142H156ZM199 143V142H198ZM247 143V142H246ZM150 144H148V145H150ZM168 144V143H167ZM180 144V143H179ZM193 144H195V142L193 143ZM152 145V144H151ZM154 145V144H153ZM183 144L181 143V146H182ZM200 145V144H199ZM66 146V145H65ZM147 146V145H146ZM163 146H165V145H163ZM167 146V145H166ZM180 146V145H179ZM155 147V146H154ZM154 147H152V148H154ZM148 148V147H147ZM156 148H158V147H156ZM156 148H155V150H151V149H145L146 150V155H143V158H144V156H146V157H151L153 160H152V162L154 163L156 160H157V158H158V156H160L161 155V153L159 152V151H161V150H156ZM163 148V147H162ZM235 149V148H234ZM17 150H19V149H17ZM21 150H23V149H21ZM179 151L181 150V148H179L178 149ZM218 150V149H217ZM242 150V149H241ZM252 150H254V148L252 149ZM182 151V150H181ZM203 151V150H202ZM207 151V150H206ZM212 151V150H211ZM210 151V152H211ZM232 151V150H231ZM234 151H236V150H234ZM239 151V150H238ZM201 152V151H200ZM208 152V151H207ZM237 152V151H236ZM240 152V151H239ZM20 153H21V151H20ZM23 153V152H22ZM181 153V152H180ZM178 154L177 153V155H179V156H181L182 155V153L181 154ZM183 153H185V152H183ZM188 153V152H187ZM202 153V152H201ZM204 153V152H203ZM17 154V153H16ZM24 154V153H23ZM26 154V153H25ZM186 154V153H185ZM189 154V153H188ZM194 154V153H193ZM205 154V153H204ZM203 154V155H204ZM4 155V154H3ZM28 156L27 157H29V154H27ZM139 155V154H138ZM165 155H167V154H165ZM206 155H207V153H206ZM210 155V154H209ZM23 156V155H22ZM162 156V155H161ZM226 156V155H225ZM249 156V155H248ZM9 157V156H8ZM17 157V156H16ZM46 158H47V156H45ZM142 157V156H141ZM145 157V158H146ZM167 157V156H166ZM201 157V156H200ZM206 157V156H205ZM208 157V156H207ZM236 157V156H235ZM150 158V159H151ZM219 158V157H218ZM230 158V157H229ZM242 158H244V157H242ZM13 159V158H12ZM38 159V158H37ZM42 159H43V157H42ZM50 159V158H49ZM135 159V158H134ZM137 159V158H136ZM136 159H135V161H136ZM165 159V158H164ZM170 159V158H169ZM203 159H205V158H203ZM210 159V158H209ZM216 159H217V157H216ZM239 159V158H238ZM241 159V158H240ZM239 159V160H240ZM247 159V158H246ZM7 160V159H6ZM9 160V159H8ZM17 160V159H16ZM30 160L32 161V159L30 158ZM140 160H141V158H140ZM212 160H213V157H212ZM211 160V161H212ZM217 160H219V162H220V159H217ZM222 160V159H221ZM238 160V161H239ZM242 160V159H241ZM3 161V160H2ZM17 161H19V160H17ZM22 161V160H21ZM21 161H19V162H21ZM43 161V160H42ZM137 161H139V160H137ZM163 161V160H162ZM194 161V160H193ZM206 161H209L208 159L206 160ZM206 161H204V162H206ZM230 161V160H229ZM231 161H232V159H231ZM230 161V162H231ZM238 161H235V162H238ZM249 161V160H248ZM157 162L159 163V161L157 160ZM157 162H155V163H157ZM165 162H166V160H165ZM168 162H170V161H168ZM223 162V161H222ZM229 162V163H230ZM241 162V161H240ZM243 162V161H242ZM250 162H251V160H250ZM255 162V161H254ZM23 163V162H22ZM136 163V162H135ZM177 163V162H176ZM175 163V164H176ZM196 163H198V162H196ZM228 163V162H227ZM246 163V162H245ZM249 163V162H248ZM8 164H9V162H8ZM25 164V163H24ZM30 165H29V169H28V171L30 172V179H31V181L30 182H32V184H33V186H31L32 188H30L31 190H30V192L28 193V195L25 197V198H21L20 200H12V201H10V203H8V204H3L2 202V204H0V237L2 236L3 237V235H5L6 233H8L9 231L12 233V234H8L7 235V238H1V241H0V243H1V250L8 256H6V257H0V264H125L124 262H122L118 257H116V256H114L113 254H111L109 251H107V249H105V248H101L100 246H98V244H99V242L98 241H96L94 238L95 237H97V236H93L92 235V233H91V235L93 236V238H91V236L90 237H88V235L89 234H86V230L87 229H85V231H83L82 229L83 228H79V226H76V224L74 223V221H68V219H67V221H65V215H64V217H63V208L61 207V206H63V205H60V203H58V201L55 199V197L54 198H51V194H49L48 192H49V187H50V185L52 184V185H55V184H57V183H62V182H60V181H55V182H51L50 183V185L48 186V188L47 187H42V184H44L45 182H46V180L48 179L46 176H45V174L47 175V166H48V162H43L42 164L41 163H38V164H41V166H38L37 165V163H36V166H38V167H40V168H38V167H36V168H38V169H35L34 167H35V165H32V163H29ZM178 164L179 163H177V166H178ZM180 164H183L182 162L180 163ZM186 164V163H185ZM211 164V163H210ZM220 164H223V163H220ZM220 164H218L217 163V161H213L212 162V164L210 165V166H212V167H216V166H218V165H220ZM226 164V163H225ZM224 164V165H225ZM233 164V163H232ZM231 164V165H232ZM235 164V163H234ZM247 164V163H246ZM252 164V163H251ZM257 164V163H256ZM255 164V165H256ZM2 165V164H1ZM4 165V164H3ZM6 165V164H5ZM50 165V164H49ZM205 165H207V164H205ZM226 165H228L227 167L229 168V166H230V168H233L231 165H229V164H226ZM225 165V166H226ZM252 165H254V164H252ZM9 166V165H8ZM19 166V165H18ZM180 166V165H179ZM185 166V165H184ZM184 166H182L181 165V167L182 168H180V169H178L181 173H182V175H185V176H187V177H189L190 178V180H189V184H195L194 186H195V190H197V187H199V185H200V183H203L204 181H203V179L205 178V176H206V174H207V172L209 171V170H211L210 168L211 167H209V166H206V167H204V168H202V170H201V173H197V174H200V176H198L197 178L194 176V173L193 172H195L194 170L193 171H191V169H189V167H187V169L186 168H184ZM194 166V165H193ZM241 166V165H240ZM186 167V166H185ZM198 167H201V166H198ZM221 167H223V165L221 166ZM220 167V168H221ZM253 167V166H252ZM11 168H14V166L13 167H11ZM236 168V167H235ZM241 168H242V166H241ZM254 168V167H253ZM9 168H7L6 170H8ZM17 169V168H16ZM49 169V168H48ZM175 169V168H174ZM198 169H201V168H198ZM218 169V168H217ZM224 169V168H223ZM237 170L239 169L240 170V167L238 166V168H236ZM11 170H13V169H11ZM230 170V169H229ZM3 171V170H2ZM9 171V170H8ZM14 171H16V170H14ZM20 171H22V170H20ZM23 171H24V169H23ZM22 171V172H23ZM130 171V170H129ZM175 171V170H174ZM212 171V170H211ZM232 171V170H231ZM235 171V170H234ZM244 171V169L242 170V172ZM258 170H256V172H257ZM131 172V171H130ZM138 172V171H137ZM236 172V171H235ZM238 172V171H237ZM10 173V172H9ZM129 173V172H128ZM131 173H133V174H135V172H134V170H132V172ZM141 173V172H140ZM161 173H163V171L161 172ZM164 173H166V171L164 172ZM213 173H214V171H213ZM239 173V172H238ZM249 173V172H248ZM255 173V172H254ZM3 174V173H2ZM15 174H16V172H15ZM20 175L19 176H21V172L19 173ZM25 174V173H24ZM130 174V173H129ZM132 174V175H133ZM139 174V173H138ZM243 174V173H242ZM260 174V173H259ZM8 175V174H7ZM11 175V174H10ZM63 175H64V173H63ZM131 175V174H130ZM162 175V174H161ZM196 175V174H195ZM226 175V174H225ZM239 175H241V174H238V176ZM253 175V174H252ZM1 176V175H0ZM3 176H5L4 174H3ZM3 176H2V178H3ZM227 177L229 176V175H226ZM232 176V175H231ZM231 176H230V178H231ZM238 176L236 175L235 177H237L238 178ZM254 176V175H253ZM262 176V175H261ZM260 176V177H261ZM7 177V176H6ZM13 177V176H12ZM26 177H27V175H26ZM162 177V176H161ZM164 177V176H163ZM162 177V178H163ZM166 177V176H165ZM233 177V176H232ZM235 177H233V178H235ZM241 177H243L242 175H241ZM248 177H250V179H251V181H252V177L251 176H248ZM264 177V176H263ZM5 178V177H4ZM8 178V177H7ZM10 178V177H9ZM61 178V177H60ZM59 178V179H60ZM142 178V177H141ZM158 178H160V176L158 177ZM171 178V177H170ZM214 178V177H213ZM220 178V177H219ZM256 178V177H255ZM23 179V178H22ZM55 179V178H54ZM164 179V178H163ZM173 179V178H172ZM208 179V178H207ZM232 179V178H231ZM261 179V178H260ZM4 180V179H3ZM2 180V181H3ZM13 180V179H12ZM21 180V179H20ZM28 180V179H27ZM61 180H63V179H61ZM71 180V179H70ZM162 180V179H161ZM247 180L248 181H250L249 180V178H247ZM254 180H256V179H254ZM252 181V182H255V181ZM25 182H26V180H24ZM54 181V180H53ZM164 181L166 182V180L164 179ZM173 181V180H172ZM192 181V182H191ZM219 181V180H218ZM217 181V182H218ZM233 181V180H232ZM240 181H242V179L240 178ZM244 181H246V178H245V180ZM0 182H1V180H0ZM72 182H73V180H72ZM157 182H158V180H157ZM160 182V181H159ZM162 182V181H161ZM170 182V181H169ZM174 182V181H173ZM171 183L172 184V186H173V184L175 183ZM206 182V181H205ZM2 183V182H1ZM75 183V182H74ZM179 184H181L180 183V181L178 182ZM213 183V182H212ZM211 183V184H212ZM220 183V182H219ZM241 183H245V182H241ZM247 183V182H246ZM46 184V183H45ZM168 184V183H167ZM166 184V185H167ZM221 184H222V182H221ZM230 184V183H229ZM236 184V183H235ZM213 185H215V184H213ZM241 185V184H240ZM247 185H249V184H247ZM25 186H26V184H25ZM45 186V185H44ZM58 186V185H57ZM163 186H165V185H163ZM215 186H217V185H215ZM244 186V185H243ZM251 186V185H250ZM249 186V187H250ZM259 186H260V184H259ZM259 186H258V188H255L254 190L255 191H253L254 192V194H253V200L255 201L256 200V202L255 203H259V201L261 200L260 198L264 195L263 193H264V188H259ZM61 187V186H60ZM76 187H77V185H76ZM155 187H157V186H155ZM176 187V186H175ZM232 187V186H231ZM56 188V187H55ZM127 188V187H126ZM141 188V187H140ZM165 188H166V186H165ZM174 188V187H173ZM178 188V187H177ZM201 188V187H200ZM253 188V187H252ZM251 188V189H252ZM58 189H60V188H58ZM137 190L139 189V187H137L136 188ZM250 188H249V191L251 190ZM65 190V189H64ZM128 190V189H127ZM175 190V189H174ZM181 190V189H180ZM179 190V191H180ZM190 190V189H189ZM193 190V189H192ZM191 190V191H192ZM235 190V189H234ZM240 190H243V189H241V187H240ZM1 191H2V189H1ZM50 191H52V190H50ZM55 191V190H54ZM75 191V190H74ZM121 191V190H120ZM136 191V190H135ZM182 191V190H181ZM194 191V190H193ZM198 191V190H197ZM213 191V190H212ZM236 191V190H235ZM244 191L245 190H243L242 191V193H243V195H244ZM5 192V191H4ZM65 192V191H64ZM138 192H139V190H138ZM170 192H172V190H170ZM174 192V191H173ZM186 192V191H185ZM196 192V191H195ZM240 192V191H239ZM246 192H248V189H247V191ZM246 192H245V196H246ZM251 192H252V190H251ZM9 193V192H8ZM66 193V192H65ZM184 193V192H183ZM208 193V192H207ZM10 194V193H9ZM61 194V193H60ZM124 194V193H123ZM138 194V193H137ZM143 194V193H142ZM141 194V195H142ZM174 194H176V193H174ZM186 194V193H185ZM206 194V193H205ZM2 195H4V194H2ZM59 195V194H58ZM211 195V194H210ZM249 195H251V193H249ZM175 196V195H174ZM179 196H181V195H179ZM194 196V195H193ZM201 196H203V195H201ZM1 197V196H0ZM4 197H5V195H4ZM140 197V196H139ZM171 197V196H170ZM175 197H177V196H175ZM189 197V196H188ZM191 197V196H190ZM249 197V196H248ZM251 197H252V195H251ZM2 198V197H1ZM58 198V197H57ZM127 198V197H126ZM150 198V197H149ZM174 198V197H173ZM184 198H185V196H184ZM192 198V197H191ZM263 198V197H262ZM4 199V198H3ZM151 199V198H150ZM171 199V198H170ZM188 199V198H187ZM187 199H185V200H187ZM190 199V198H189ZM200 199V198H199ZM2 200V199H1ZM0 200V201H1ZM5 200V199H4ZM102 200V199H101ZM191 200V199H190ZM192 200H193V198H192ZM203 200V199H202ZM237 200V199H236ZM252 200V201H253ZM104 201V200H103ZM174 201V200H173ZM173 201L171 202V200L169 201V203L171 202V203H173ZM188 201V200H187ZM186 201V202H187ZM240 201H242V200H239V202ZM251 201V200H250ZM105 202V201H104ZM157 202V201H156ZM176 202V201H175ZM182 202H183V200H182ZM196 202V201H195ZM204 202V201H203ZM234 202V201H233ZM236 202V201H235ZM239 202H237V204L239 203ZM263 202V201H262ZM145 203H147V201H145ZM180 203H181V198H180ZM185 203V202H184ZM205 203V202H204ZM242 203V202H241ZM241 203H239V204H241ZM244 203V202H243ZM250 203V202H249ZM62 204V203H61ZM70 205H71V202L69 203ZM69 204H67V205H69ZM174 205H176V203H173ZM178 205L177 206H179L180 204L179 203H177ZM235 204V203H234ZM245 204V203H244ZM52 205V210H51V212H46V211H44V208L45 207H48V206H51ZM74 205V204H73ZM105 205V204H104ZM191 205V204H190ZM204 205V204H203ZM111 206V205H110ZM137 206V205H136ZM147 206V205H146ZM199 206H201V205H199ZM198 206V207H199ZM205 206V205H204ZM240 206V205H239ZM247 206V205H246ZM259 206V205H258ZM71 207V206H70ZM70 207H68V208H70ZM106 207V206H105ZM171 207H173V206H171ZM175 207V206H174ZM173 207V208H174ZM181 207V206H180ZM180 207H178V208H180ZM198 207H197V210H194V211H196L195 213H196V215L198 216H200V215H206V216H208V217H213V215H214V212L213 211H206V212H203L202 210H200V209H198ZM237 207H238V205H237ZM242 207V206H241ZM244 207H245V205H244ZM68 208H67V210H68ZM72 208V207H71ZM107 208V207H106ZM149 208V207H148ZM178 208H176V210H178ZM200 208V207H199ZM216 208V207H215ZM214 208V209H215ZM235 208H236V206H235ZM243 208V207H242ZM242 208H240V209H242ZM247 208V207H246ZM246 208H245V210H246ZM159 209V208H158ZM175 209V208H174ZM207 209H209V208H207ZM239 209V208H238ZM240 209L238 210V212L240 211ZM66 210V211H67ZM113 210V209H112ZM153 210V209H152ZM155 210V209H154ZM163 210H164V208H163ZM173 210V209H172ZM176 210H173V212L174 211H176ZM216 210V209H215ZM65 210H64V212H66ZM179 211V210H178ZM241 211H244V209H242ZM67 212H69V211H67ZM67 212H66V214H67ZM170 212V211H169ZM246 212H248L247 210L245 211V213ZM151 213V212H150ZM241 213V212H240ZM65 214V213H64ZM172 214V213H171ZM241 214H243L244 215V212H242ZM249 214V213H248ZM247 214V215H248ZM195 216V215H194ZM193 216V217H194ZM70 217V216H69ZM77 217V216H76ZM170 217V216H169ZM201 217H203V218H205V216H201ZM250 217V216H249ZM73 218H75V217H73ZM83 218V217H82ZM171 218V217H170ZM242 218V217H241ZM240 218V219H241ZM78 218H76V220H77ZM150 219L152 220V219H154V218H152V217H150ZM208 219V218H207ZM211 219V218H210ZM210 219H208V220H210ZM247 220H250L251 221V217H250V219H248V218H246ZM262 219V218H261ZM70 220V219H69ZM71 220H72V218H71ZM177 220V219H176ZM245 220V219H244ZM253 220H254V217H253ZM258 220H260V218H258ZM257 220V218H256V221H258ZM256 221H252L251 222V224L250 225H252L253 227H255V226H257L258 225V222H256ZM76 222H78V220L76 221ZM245 222V221H244ZM243 222V223H244ZM259 222H262V220L261 221H259ZM80 223V222H79ZM83 223V222H82ZM82 223H81V226H82ZM174 223V222H173ZM226 223H227V221H226ZM263 223H264V221H263ZM206 224V223H205ZM210 224V223H209ZM186 225V224H185ZM225 225V224H224ZM249 225V226H250ZM262 225V227H264L263 226V224H261ZM170 226V225H169ZM235 226V225H234ZM248 226V225H247ZM258 226H260V223H259V225ZM242 227V226H241ZM169 228V227H168ZM212 228H214V227H212ZM260 228V227H259ZM243 229H245L244 227H243ZM261 229V228H260ZM264 229V228H263ZM171 230V229H170ZM215 230V229H214ZM88 231V230H87ZM169 232V231H168ZM96 233V232H95ZM211 235H214L213 234V232L211 231V233H210ZM218 234V233H217ZM216 234V235H217ZM251 234H253V232L251 233ZM258 234V233H257ZM97 235V234H96ZM211 235H210V237H211ZM254 235H256V234H254ZM253 235V236H254ZM215 236V235H214ZM251 236V235H250ZM183 237V236H182ZM213 237V236H212ZM244 237V236H243ZM261 237V236H260ZM184 238V237H183ZM236 238V237H235ZM240 238V237H239ZM254 238V237H253ZM256 238V237H255ZM264 238V237H263ZM241 239V238H240ZM260 239V238H259ZM239 240V239H238ZM240 242H242V241H239V243ZM3 252H2V255H3ZM188 253V252H187ZM1 255V254H0ZM1 255V256H2ZM4 256V255H3ZM108 256H112V258H107ZM234 257V256H233ZM159 261H161L160 259H159Z\"/></svg>",
  "mask_w": 264,
  "mask_h": 264
}]
</instances>
